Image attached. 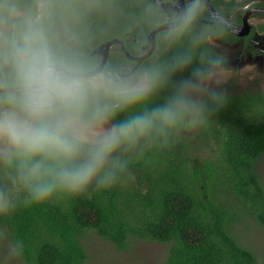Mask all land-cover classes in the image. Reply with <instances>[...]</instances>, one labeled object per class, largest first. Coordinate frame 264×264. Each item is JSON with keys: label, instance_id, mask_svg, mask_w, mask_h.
<instances>
[{"label": "trees", "instance_id": "trees-1", "mask_svg": "<svg viewBox=\"0 0 264 264\" xmlns=\"http://www.w3.org/2000/svg\"><path fill=\"white\" fill-rule=\"evenodd\" d=\"M55 1L60 0L51 4ZM84 2L107 8L101 12L110 16L94 15L96 32L103 36L104 18L129 23L136 16L121 5L125 0ZM190 51L192 39L186 35L169 53L161 47L157 61L146 65L167 66ZM193 55L188 69L173 73L148 100L118 112L114 124L165 104L180 81L200 66V56ZM224 99L218 106L203 100L205 120L194 128L180 129L166 141L142 140L134 149H121L119 158L127 168L109 188L93 185L79 197L58 195L32 204L24 203L25 193H15L14 211L0 216V253L10 250V259L23 264H93L84 241L97 235L119 251H128L133 240L167 245L164 264H260L239 231L251 221L264 229V181L257 170L264 159V93ZM0 187L11 188L3 167Z\"/></svg>", "mask_w": 264, "mask_h": 264}, {"label": "clouds", "instance_id": "clouds-1", "mask_svg": "<svg viewBox=\"0 0 264 264\" xmlns=\"http://www.w3.org/2000/svg\"><path fill=\"white\" fill-rule=\"evenodd\" d=\"M200 9V0H193L165 34L167 43L191 31ZM50 17L45 7L0 0V63L7 68L0 85V167L11 184L10 189L0 187V216L14 211L17 192L25 193V204H32L58 195L79 197L93 185L98 190L115 185L127 168L115 153L134 149L142 140L166 141L180 129L203 123L202 94L213 105L225 102L209 87L222 61L202 52L200 66L180 81L165 104L105 127L118 112L156 94L173 73L188 69L193 52L125 79L93 75L91 66L62 52ZM214 34L208 30L194 36L193 50Z\"/></svg>", "mask_w": 264, "mask_h": 264}, {"label": "flooded vegetation", "instance_id": "flooded-vegetation-1", "mask_svg": "<svg viewBox=\"0 0 264 264\" xmlns=\"http://www.w3.org/2000/svg\"><path fill=\"white\" fill-rule=\"evenodd\" d=\"M84 1L60 0L51 4V0H40L37 5L47 8L51 13L50 20L62 52L91 66L92 71L104 60L103 55L94 54L96 49L109 42H121L123 46L119 44L112 46L105 69L100 74H111L118 79L132 77L146 68L148 62L155 63L157 61L155 56L160 52V48L163 47L165 52L169 53L174 43L169 44L164 39L170 29L162 31L156 36L155 52L142 63L128 58L123 48L135 58L147 55L151 48L149 43L151 34L164 25L178 23L193 3V0H160L159 6L157 0H125L121 5L127 7L131 13L134 12L136 16L129 23L119 22L118 19L111 17L104 18L102 22L105 23L106 34L103 36L96 32L94 15L99 11L104 17L110 16L106 13L107 8L100 2L90 6ZM44 2L46 5L42 4ZM200 4L201 9L191 31L184 36L188 35L193 40L194 36L208 30L216 33L210 40L204 42V49L200 45L193 52L196 56L206 52L218 57L222 61L218 74L222 73L221 75L228 77V73H233L227 84L232 92L222 93L220 89L213 91L221 93L226 98L242 93H264V90H250V87H259L264 82V0H200ZM154 7L157 15L153 13ZM101 10L106 12L102 13ZM141 11L146 17L142 16ZM99 37L105 38L101 44L96 41ZM3 50V41L0 40V53H3ZM76 52L78 54H75ZM255 75L256 78L252 80ZM6 79L7 68L0 63V85ZM246 82V88L249 89L234 91V88ZM2 91L3 88L0 87V92ZM209 98L208 94L199 97L201 102ZM110 122L114 124L112 120ZM114 156L120 155L117 152Z\"/></svg>", "mask_w": 264, "mask_h": 264}, {"label": "rangeland", "instance_id": "rangeland-1", "mask_svg": "<svg viewBox=\"0 0 264 264\" xmlns=\"http://www.w3.org/2000/svg\"><path fill=\"white\" fill-rule=\"evenodd\" d=\"M42 4L46 5L45 2ZM221 74L222 73L217 74L216 80L209 85L210 89H220L222 93L232 92L233 90H229L227 84L229 79L233 76V73H228V77ZM255 78L256 75L251 79L253 80ZM246 86L247 82L234 88V91L238 92L249 89L246 88ZM259 87H250V90H264V82ZM112 125L113 124L109 121L105 127H111ZM194 133L195 132L192 134L189 133L191 139H193ZM195 142H197V139H195ZM214 147V145L210 146V150L215 151ZM204 149L205 152L208 151V147ZM118 153L120 155L121 150H119ZM257 170L264 181V159L260 161ZM239 232L242 241L245 242L247 246H251L258 256L260 264H264V229L251 221L242 226ZM84 245L91 256L93 264H164L168 257L167 245L141 240H133L128 251H119L112 243L101 239L97 235L88 237L84 241ZM11 255L10 250H7L6 253H0V264H23L17 260L14 261L10 259Z\"/></svg>", "mask_w": 264, "mask_h": 264}, {"label": "water", "instance_id": "water-1", "mask_svg": "<svg viewBox=\"0 0 264 264\" xmlns=\"http://www.w3.org/2000/svg\"><path fill=\"white\" fill-rule=\"evenodd\" d=\"M183 1V0H181ZM158 2V5H160V0H157ZM174 24H167V25H164L160 28H158L156 31H154L151 36L149 37V43L151 45V48L149 49V52L147 55L145 56H142L140 58H135V57H132L130 56L127 51L123 48L124 52L127 54L128 58H130L131 60H134L138 63H142L143 61H145L146 59L150 58L152 56V54L155 52L156 48H157V38L156 36L161 33L162 31H165V30H168V29H171V27L173 26ZM116 44H119V45H122L123 44L119 41H114V42H109V43H106L104 45H101L99 46L96 51L94 52V54H97V55H103L104 57V60L102 62V64L94 71H92V74L93 75H100L101 73H103L104 69H105V66L107 64V60H108V57H109V54H110V50L112 48V46L116 45Z\"/></svg>", "mask_w": 264, "mask_h": 264}]
</instances>
